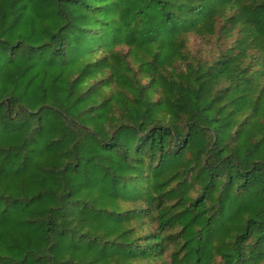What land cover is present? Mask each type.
<instances>
[{
	"label": "trees",
	"instance_id": "obj_1",
	"mask_svg": "<svg viewBox=\"0 0 264 264\" xmlns=\"http://www.w3.org/2000/svg\"><path fill=\"white\" fill-rule=\"evenodd\" d=\"M0 264H264V0H0Z\"/></svg>",
	"mask_w": 264,
	"mask_h": 264
}]
</instances>
